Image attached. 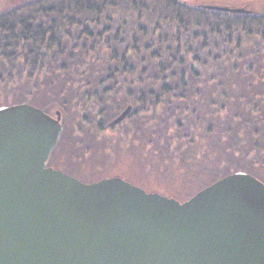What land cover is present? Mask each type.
Instances as JSON below:
<instances>
[{
	"label": "trees",
	"instance_id": "obj_1",
	"mask_svg": "<svg viewBox=\"0 0 264 264\" xmlns=\"http://www.w3.org/2000/svg\"><path fill=\"white\" fill-rule=\"evenodd\" d=\"M22 102L58 110L63 127H88L92 146L129 107L115 126L131 145L102 148L106 161L135 150L157 171V148L134 143L139 132L166 139L177 145L168 173L193 184L181 201L236 171L264 183V11L189 0L20 2L0 11V105Z\"/></svg>",
	"mask_w": 264,
	"mask_h": 264
},
{
	"label": "water",
	"instance_id": "obj_2",
	"mask_svg": "<svg viewBox=\"0 0 264 264\" xmlns=\"http://www.w3.org/2000/svg\"><path fill=\"white\" fill-rule=\"evenodd\" d=\"M59 120L0 105V264H264L259 179L237 171L184 201L118 176L83 182L46 166Z\"/></svg>",
	"mask_w": 264,
	"mask_h": 264
},
{
	"label": "rangeland",
	"instance_id": "obj_3",
	"mask_svg": "<svg viewBox=\"0 0 264 264\" xmlns=\"http://www.w3.org/2000/svg\"><path fill=\"white\" fill-rule=\"evenodd\" d=\"M24 1L26 0H0V11L8 9ZM189 1L199 5L201 4L219 7L225 6L229 8L242 9L244 8V6L246 7L248 5H251V8L253 7L254 9L264 11V0ZM49 110L50 114L54 115L56 109L55 111H53L54 109ZM111 122L112 121L106 122L104 123V125L113 127V132L103 130L97 132L96 134V131L93 130L99 140L96 141L97 139H94V142H97L98 145L92 146V141L90 139V137H93L92 134L85 133L81 130H85L88 127L86 128L83 125L79 126L74 123V125L76 126L75 128H72V121H68L65 127H63V131L61 133L62 135H60V141L55 149L52 159L50 160L51 164H53L57 168H63L64 170H66L67 172H69L70 174H72L83 182H92L93 180L95 181L98 178H105L108 176L117 175L125 179L126 181L140 186L145 191L157 192L169 197H173L179 201L183 200L187 196L185 195L186 191L189 194L194 191L193 188L190 189V185L193 184L186 182V178H183L180 175V171L175 172L177 176L173 173L174 171L172 173H168L170 169L168 164L164 161L167 160V157L171 158L172 155L173 157H177V155L173 151L175 150L177 145H172V143L169 144L166 139L163 140V138H160L159 142L158 139L156 142L151 143V140L147 139L146 134H143V136H141V132H139L138 137L136 138V143H134L137 144V146H141L146 151L147 149L150 150L155 147L157 148V171L153 170L154 168H151L147 164L144 165L142 159H140V161L137 160L136 157H138L139 154L135 150L133 151V154H124V156H121L119 160L117 159L118 161H115L114 163L107 162L106 157L103 154L102 148L107 150L108 147H111L112 152L119 151L124 153L128 150V147H130L127 145H131L127 144L128 141L125 140V138L121 137V135L123 134L122 128L124 124L115 126L116 124L111 125ZM70 128L73 130H76L77 128V130L72 132ZM149 129H154V126L149 127ZM113 135L114 137H112L111 139V136ZM88 136L90 137L88 138ZM121 141H123L126 145L122 147L123 142ZM85 145L88 146V148H86ZM143 154L148 153L143 152Z\"/></svg>",
	"mask_w": 264,
	"mask_h": 264
},
{
	"label": "flooded vegetation",
	"instance_id": "obj_4",
	"mask_svg": "<svg viewBox=\"0 0 264 264\" xmlns=\"http://www.w3.org/2000/svg\"><path fill=\"white\" fill-rule=\"evenodd\" d=\"M60 121V123H61V120H59ZM61 126H62V124H61ZM62 131H63V126H62ZM62 133V132H61ZM62 135V134H61ZM61 137V136H60ZM60 139V138H59ZM59 141V140H58ZM58 141H57V143H58ZM57 143H56V145H57ZM56 145H55V147H56ZM55 147H54V149H55ZM54 149L50 152V154H49V157H48V159H47V161H46V166H50V167H52V168H54V169H60V170H62V171H64V172H66V173H68V174H70L69 172H67L66 170H64L63 168L61 169V168H57V167H55L53 164H51V162H50V160L52 159V156H53V152H54ZM237 172V171H236ZM234 173V172H233ZM231 174V173H230ZM70 175H72V174H70ZM228 175V174H227ZM113 176H117V175H113ZM108 177H112V176H108ZM119 177V176H118ZM223 177V176H222ZM106 178V177H105ZM123 179V178H122ZM125 180V179H124ZM216 181V180H215ZM131 183V182H130ZM213 183V182H212ZM133 184V183H132ZM140 187V186H139ZM204 188V187H203ZM202 189V188H201ZM196 193V192H195ZM194 193V194H195Z\"/></svg>",
	"mask_w": 264,
	"mask_h": 264
}]
</instances>
